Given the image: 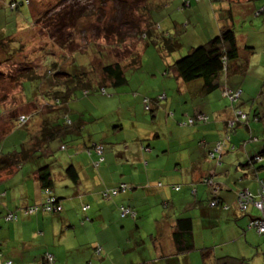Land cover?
Listing matches in <instances>:
<instances>
[{
	"label": "crops",
	"instance_id": "crops-1",
	"mask_svg": "<svg viewBox=\"0 0 264 264\" xmlns=\"http://www.w3.org/2000/svg\"><path fill=\"white\" fill-rule=\"evenodd\" d=\"M6 1L11 0H0V5ZM192 2L183 0V7L190 8ZM174 23L181 30L180 23ZM218 28L217 24L216 33ZM4 29L8 33L6 26ZM172 41L174 48L182 43L176 38ZM129 58L123 59L127 60L125 64L117 58L123 63L124 75L127 68L139 67ZM172 63H167L166 70L177 85L170 87L164 77L157 89L143 92L142 96H130L122 88L128 79L121 84L111 79L99 84L100 90L104 88L106 92L105 86H113L117 93L128 96L124 104L133 112L129 126L119 117L111 126L108 122L99 127L97 120L101 116L86 120L84 111L70 110L73 115L67 117L72 130L63 139L54 140L60 142L58 149L65 144L63 160L57 162L56 169L50 165L54 180L51 190L60 199V212L25 216L20 211L41 198L36 179L39 165L21 164L0 182L1 263L8 259L12 264H49L43 258L49 252L59 264H264V235L248 227L258 211L253 207L240 210L235 199L237 191L244 188L256 193L260 178H264V91L261 89L258 96L263 99L256 104L246 79L250 69L245 70L247 65L242 63L240 67V63H232L228 85L241 89L237 104H232L219 94L221 84L205 92L202 80L184 81L170 67ZM166 70L163 75L168 73ZM163 93L165 98H158ZM144 98H148V108L143 105ZM237 106L249 117L231 127L229 121ZM147 110L150 123L144 126ZM198 113L206 114L208 121L181 123ZM91 120L96 121L97 130H89L85 136L83 129ZM220 140V164L216 165V158H210L209 153ZM94 143L103 144L97 167L93 164L96 153L87 150ZM255 154H260L261 159L249 163ZM68 165H73L76 181L65 172ZM209 169H214L215 194L214 187L202 181ZM158 181L162 185H155ZM120 182L131 189L105 199L100 191ZM152 182L154 186L146 185ZM175 184L180 188H173ZM213 196L220 203L210 206ZM222 203L228 208H223ZM83 205L88 206L83 209ZM119 205L131 207L135 218L121 217ZM8 211L16 212L15 221L2 218ZM181 218L190 219L189 234L179 225ZM97 246L101 248L98 253Z\"/></svg>",
	"mask_w": 264,
	"mask_h": 264
},
{
	"label": "rangeland",
	"instance_id": "rangeland-1",
	"mask_svg": "<svg viewBox=\"0 0 264 264\" xmlns=\"http://www.w3.org/2000/svg\"><path fill=\"white\" fill-rule=\"evenodd\" d=\"M182 1L159 0L154 5L157 0H42V4H33L40 9V13L37 11L34 17L41 15L39 17L41 27L36 26L33 29H31L33 25L30 6L24 3L19 6V9L12 10L6 1L7 6H5L6 4L0 5V28L6 26L10 30L16 26L18 21H22L27 28L22 30L23 35L20 39L22 47H19L17 54H13L14 56L3 65V75L0 77V99H5L6 104L16 107L15 115L30 114L38 108L41 109L43 105L39 106L40 99L37 98V95L40 90L48 86V79H43L41 83L39 77H23L21 79L22 87H20L19 80L7 76L18 72L26 74L31 70L36 74L47 72L46 76L61 74L54 73L52 65L48 62L50 57V60L62 63L60 67L62 70L70 73L87 72L85 78L87 81L85 79L84 81L89 84V93L80 96L82 88H77L75 96L68 101L70 104H67V110L60 109V114L64 111L65 115L72 116L70 110L73 109L84 111L86 120L90 116H101L97 120L99 127H105L108 122L111 126L117 118L121 117L129 126L128 121H132L133 112L124 104L128 96L119 91L117 93L113 86H105L107 92L105 95L99 89L100 81L103 82L102 65L117 58L123 60L133 55L136 56L139 67L125 70L128 81L122 86L123 89L129 91L130 96H134L136 93L142 96L143 92L157 89L164 77L172 87L173 84L177 85V81L166 70L167 63L174 62L191 47L206 43L216 35L218 24L219 30L228 27L227 25L234 30L240 53L237 63L247 65V69H245L247 71L250 69L246 79L249 80L248 86L253 89L254 96H256V104H259L263 98L258 94L261 89L264 91V88H261L264 82V13L256 15V12L264 6V0H199L192 2L190 8L183 7ZM146 5H150L148 14L144 9ZM68 7L80 10L79 19L67 26L62 25L59 31L53 30L54 28L51 29V32L48 31L45 26L51 25L55 20L54 15ZM45 14H47L46 17ZM43 17L45 18L43 19ZM174 21L180 23L181 30ZM148 23L150 24L149 28ZM59 24L62 23L59 22ZM69 25L73 27L69 28ZM143 31L145 32L143 33ZM18 32L15 31V34H19ZM158 34L162 35L161 38L156 36ZM154 35L159 40L146 45V41ZM163 37L167 40L170 37L180 39L182 43L168 53ZM18 42L15 40L14 44L16 45ZM62 45L64 46L62 47ZM45 53L48 54L45 55ZM126 61L123 60V63ZM165 70L168 72V77H166L167 74L163 75ZM90 71L92 72L89 73ZM234 76L239 75L234 74ZM196 80L201 79L197 78ZM220 80L219 94L222 98L230 101L229 97L223 94L224 89L235 91L238 87L229 86L228 73H224L223 79ZM106 92L104 91V93ZM21 94L23 95L21 96ZM32 97H34V102L25 103L24 98L29 100ZM164 98L165 95L160 99ZM22 100L24 103H21ZM143 105L146 107L147 104L143 102ZM147 111L148 116L144 120V126L147 121L150 123L151 114L149 110ZM242 122H245V119H242ZM34 123L38 124L35 117L26 124L19 126L15 124L3 135L0 142L1 148L4 151L10 148H19L22 141H26L28 138V133L34 130ZM93 129L96 131L97 125L96 121L93 123L91 120L83 129V134L87 136L88 131H93ZM59 143V141L50 142L49 147L43 149L34 160L26 162L24 165L37 166L50 163V165H55L56 169L57 162L63 160L65 153L62 148L58 149ZM56 183L58 184V181ZM158 183L162 185L160 181L156 184L152 182L146 185L154 186ZM127 187L126 190L129 191L130 185L127 184ZM254 215L258 216L259 213L256 212Z\"/></svg>",
	"mask_w": 264,
	"mask_h": 264
},
{
	"label": "trees",
	"instance_id": "trees-1",
	"mask_svg": "<svg viewBox=\"0 0 264 264\" xmlns=\"http://www.w3.org/2000/svg\"><path fill=\"white\" fill-rule=\"evenodd\" d=\"M189 1L198 2L199 0H189ZM12 2L16 3V6L14 8H11L10 6V3ZM158 2L159 0H157V2L154 3V5L157 4ZM24 3L28 4L31 8L30 13H32L31 16H32V25H33L31 29L36 28V26L39 27L40 26L39 17L41 15L40 16L37 15L35 17L34 15L37 13V11L39 12L40 9L36 8V6H34L33 4L34 3L37 5L38 3L42 4V0H27V2H25V0H11L8 2V5L12 10H14V9H19L20 8L19 6L23 5ZM145 7L146 8L144 9L147 11V14H148L150 11V5L149 6L146 5ZM47 14H45V17ZM80 16H81L80 10H76V8H73V7L63 8V10H61L60 12L54 15L55 20H53L51 25L48 24L45 27L48 31L50 30V32H51V29L53 28H54L53 30L59 31L62 25L67 26V24H72L73 22L75 23V21L78 20ZM45 17H43V19ZM18 22H16V26L14 27V30L13 28L8 30L9 34L5 31L4 27L0 28V49H2V51H0L1 52L0 53V77H2L3 75L2 71L4 69L2 68H3L4 63L7 60H10V58L14 56L13 54H17L19 47L20 48L22 47V44L20 43V39L22 38V35H23L22 30L24 31V29L27 27L22 21H20L19 24ZM59 22L62 24H59ZM149 26L150 24L148 23V28ZM71 27L73 26L69 25V28ZM18 30H19L18 32L19 34H15V31H18ZM144 32L145 31H143V33ZM156 36H159V38H161L162 35L158 34ZM156 36L154 35L151 39L146 41V45H148L149 42L156 43L159 40ZM15 40L19 41L18 44L16 45L14 44ZM164 40H165L164 43H166L165 46L167 49L165 50L169 53V51L171 52L174 49L172 38L170 37V39L168 40L164 38ZM63 46L64 45H62V47ZM238 50L239 48H238L237 41H236V34L234 30L232 29V27L228 26V27L221 28L216 33V35L213 36L211 39H209L206 43L202 45H198L196 47H191L190 49H188V51L184 55L175 59L172 65H170V67L175 69L179 77H181L184 81H192V80H196L197 78H200L203 81L202 89L205 92H209L220 86V83H219L220 76H223L224 73H229L230 65L232 63L237 62V58L239 55ZM47 54L48 53H45V55ZM49 58H48V62L52 65V68L54 69L53 70L54 73H61V74H58V75L54 74L56 76L54 75L46 76L45 74H47V72L44 74H36L35 72L31 70L30 73L20 74V72H18L16 74H13L12 76L11 74L7 76V77L10 76L11 79L12 77H14L15 80H19L20 87H22L21 79L23 77H28V78L39 77V81L41 80V83L43 79H48L47 82L49 84L46 88H44L43 90H40L39 95H37V98L41 99L42 101L43 108L41 109L38 108L34 110L33 112H31L30 114L19 113L18 115H15L16 107L12 106V104H6V102L4 101L5 99H0V120H2L0 123V142L3 139V135L6 134L15 124L17 126L21 124H26L30 119L32 121L33 117H35V119L39 121L38 126L35 127L34 129L35 131L33 133L32 132L29 133L28 138L26 139L25 142L21 143V146L19 148L17 149L10 148L7 151H4L0 146V182L8 179V177L14 173V170L17 167H19L21 164L34 160L37 157L38 153H41L43 149H45L46 147H49L48 145L50 142L57 140V139H63L65 135L73 128L71 121L68 119L67 115H65L66 113H64L63 111V113L60 114L59 110L66 107V104L68 103L69 99L75 96L77 88L81 87L82 92L84 93L87 92L89 84H87L84 81V79L87 77V72L81 71L78 73H70L60 68L62 64L61 62H58L57 60H52V59L50 60ZM129 60L131 61V63L138 62V59L133 56L130 57ZM240 65L241 64H238L237 66L240 67ZM122 66H123V63L121 64V61L118 59L104 63L101 67V71L103 73L102 80L104 81L106 79H111L116 84H121L122 82H124L126 80V77L124 75ZM22 67H25V66H22ZM27 67L29 68V66ZM92 70H93V67H92ZM91 72L92 71H90L89 73ZM99 84L102 85V82L100 81ZM237 89L240 90V95H241V89L240 88H237ZM22 95L23 94H21V96ZM240 95L237 100H239ZM24 99L26 101L25 103H28L29 101L34 102V98L29 99V100L26 98ZM237 100L232 102V104L235 102H236L235 104H237ZM21 103H24V100H22ZM145 104H147L146 106L148 108L149 107L148 98H146ZM233 109H234L232 112L233 115L230 118V121L234 120V123L231 127H234V124L239 121H242V119H245L246 121L247 116H248V114H246L244 111L238 109V106L234 107ZM237 110H239L242 114H244L245 117H241L240 115H238L236 113ZM21 115L24 117L23 122H20V119H19ZM194 117L195 116H191V118H194ZM200 121H202L203 123L207 122L208 116L206 115V119H203V120L193 119L191 123H189L188 119H186L183 121L184 123L183 125H193V124L199 123ZM228 136L229 135L226 134L227 138ZM219 142L222 143L223 141L220 140ZM94 144H101V143H94ZM61 146H62L61 148H65V144H61ZM87 150L88 152H94L93 145L87 148ZM262 151L264 152V148ZM255 155L260 156V159H261L260 154H255ZM252 158L253 156L249 158L248 160L249 163L253 162ZM93 164L95 165L94 162ZM65 172L73 179V181H76L77 174H76V171L73 165L66 166ZM36 179L41 189L40 190L41 198L39 201L34 202L33 204L22 207L20 209L21 213L25 216H28V215H32L38 212H42V213L60 212L61 210L58 211L54 209V207L50 208L49 210H46L43 208V206L46 204V201L48 199L47 197L49 196L54 197L56 200V204H59L62 208L60 199L51 190L54 180H53L52 173L50 170V163L41 164L36 168ZM260 180H264V178H260ZM121 183H124V182H120L112 187L115 188ZM124 184L126 185V188L124 190L127 191L126 190L128 188L127 184L126 183ZM158 185H161V184L158 183ZM213 187H216V185H213ZM173 188L179 189L180 184H175ZM104 189H108V188H104ZM104 189H102L100 192L102 193ZM110 198L111 197H105V199H110ZM129 208L132 211H134L131 207ZM30 209H33V210L30 212ZM9 212L13 215V218L8 220L6 219V215ZM135 215L136 214L134 211L133 216H130V215H125V216L135 218ZM125 216H122V217H125ZM2 218L6 221H15L17 219V214L16 212L8 211L2 215ZM178 222H179V225L183 228L184 232L189 234L190 233L189 232L190 231V219L181 218L179 219ZM97 250H99L98 252H100L101 250L100 246L96 247V252ZM46 254H51V253L46 252L43 256L44 260L47 263L59 264L55 262L53 254H51L53 257L51 261L46 258ZM7 260H4L2 263L0 262V264H4V262ZM10 264H12V261ZM219 264H227V263L224 261Z\"/></svg>",
	"mask_w": 264,
	"mask_h": 264
},
{
	"label": "built area",
	"instance_id": "built-area-1",
	"mask_svg": "<svg viewBox=\"0 0 264 264\" xmlns=\"http://www.w3.org/2000/svg\"><path fill=\"white\" fill-rule=\"evenodd\" d=\"M25 2H27V0H25ZM11 8H14L16 6L15 2L10 3ZM264 12V7H261V9L259 11L256 12V15L260 14ZM101 91L104 92V89L101 88ZM223 94L228 96L229 99L234 102L238 99L239 95H240V90L237 89L235 91H232L231 89H224ZM160 98L164 97V93L161 94L159 96ZM144 101L146 102V98H144ZM236 113L238 115H240L241 117H245L244 114H242L239 110L236 111ZM20 122L24 121V117L21 115L19 117ZM193 119H197V120H203L206 119V115L202 114V113H198L195 115L194 118L189 117L188 118V122L191 123L193 121ZM236 120V118H235ZM68 121V120H67ZM69 122V121H68ZM234 123V120L229 121V125L232 126ZM220 150H221V145L220 142H217L215 148L213 151H211L209 153V157L210 158H216L215 162L216 165L220 164V160H219V154H220ZM93 151L96 153V155H98V158L94 161L95 166L99 164V161L102 159V151H103V146L101 144H93ZM252 161H256V160H260V156L255 155L252 158ZM213 175H214V169H209L207 170L205 176L203 177L202 181L204 184L213 187L214 182H213ZM126 188V185L124 183L119 184L117 187L115 188H108V189H104L102 191V195L104 197H111L112 195L116 194L119 191H124V189ZM213 192L215 194L216 191V187L213 188ZM47 201L46 204L43 206L44 209L49 210L50 208L54 207V209L56 210H61V206L59 204H56V200L54 197H47ZM236 204L239 207L240 210L245 211L247 210L249 207H253L255 209L258 210L259 212V216L254 217L252 219H250L249 223H248V227H254L256 229V231L261 234L264 235V180H259V185L258 188L256 190V193L251 192L248 188H244L239 190L236 193ZM220 200L218 199L217 196H213L210 200H209V205L210 206H215L218 205L220 202ZM223 206V208H228L227 204L222 203L221 204ZM88 205H83L82 208L86 209ZM119 214L120 216H125V215H130L133 216L134 215V211H132L128 206H124V205H120L119 207ZM33 209H30V212ZM13 218V215L9 212L6 215V219H11ZM99 250H97L98 252ZM46 258L48 260H52V255L51 254H46ZM11 261L7 260L4 262V264H10Z\"/></svg>",
	"mask_w": 264,
	"mask_h": 264
},
{
	"label": "water",
	"instance_id": "water-1",
	"mask_svg": "<svg viewBox=\"0 0 264 264\" xmlns=\"http://www.w3.org/2000/svg\"><path fill=\"white\" fill-rule=\"evenodd\" d=\"M255 217V216H254ZM253 216L250 218V219H252V218H254ZM262 220H264V219H262Z\"/></svg>",
	"mask_w": 264,
	"mask_h": 264
},
{
	"label": "clouds",
	"instance_id": "clouds-1",
	"mask_svg": "<svg viewBox=\"0 0 264 264\" xmlns=\"http://www.w3.org/2000/svg\"><path fill=\"white\" fill-rule=\"evenodd\" d=\"M103 146V145H102ZM259 216V215H258ZM255 217H257V216H255Z\"/></svg>",
	"mask_w": 264,
	"mask_h": 264
}]
</instances>
